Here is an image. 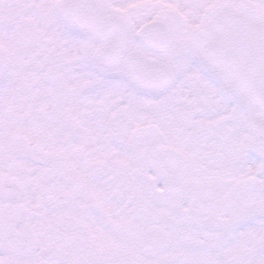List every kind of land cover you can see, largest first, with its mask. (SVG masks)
Masks as SVG:
<instances>
[{
	"label": "snow or ice",
	"instance_id": "obj_1",
	"mask_svg": "<svg viewBox=\"0 0 264 264\" xmlns=\"http://www.w3.org/2000/svg\"><path fill=\"white\" fill-rule=\"evenodd\" d=\"M0 264H264V0H0Z\"/></svg>",
	"mask_w": 264,
	"mask_h": 264
}]
</instances>
